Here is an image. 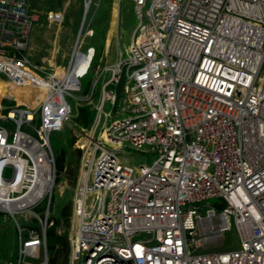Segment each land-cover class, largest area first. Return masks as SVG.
Segmentation results:
<instances>
[{"label":"built area","instance_id":"built-area-1","mask_svg":"<svg viewBox=\"0 0 264 264\" xmlns=\"http://www.w3.org/2000/svg\"><path fill=\"white\" fill-rule=\"evenodd\" d=\"M129 1L137 22L125 55L95 63L79 38L58 72L25 55L39 13L28 0H0V78L43 91L36 107L0 102V213L38 183L41 154L55 165L51 136L80 99L92 119L76 142L70 264H264V0ZM92 4L84 0L85 14ZM128 151L155 160L130 165ZM34 204L14 215H35ZM40 224L18 227L11 264H49L53 222ZM232 228L240 246L227 250Z\"/></svg>","mask_w":264,"mask_h":264},{"label":"rangeland","instance_id":"rangeland-1","mask_svg":"<svg viewBox=\"0 0 264 264\" xmlns=\"http://www.w3.org/2000/svg\"><path fill=\"white\" fill-rule=\"evenodd\" d=\"M36 8L41 10H53L56 9L62 2V0H29ZM77 0L70 5L67 11L66 21V32L70 33L77 28L80 18L82 17L81 7L77 6ZM92 15V13H90ZM80 17V18H79ZM136 17L134 16L133 9L127 0H102L100 3L99 10L94 18V24L96 29V43L100 44L102 40H106L110 36L111 40V53L116 58L117 51L119 48L124 46L125 49L129 46L131 41V33L136 25ZM109 33V34H108ZM45 34V35H44ZM49 35L40 32L36 37L37 46L44 47ZM81 40V38H80ZM71 43L65 40L61 44L55 53V61L57 69L63 67L67 57L70 54ZM94 79L93 72L82 78L83 92L77 93L76 96L83 97L84 94L89 90V87ZM73 80L76 82L75 75ZM97 90H100V84L97 86ZM34 89H18L17 99L19 96H26L25 99H36L32 96ZM2 107H6L16 102L8 100L7 102L3 99ZM24 100V99H23ZM23 100H19L22 103ZM71 103L75 107L74 117L61 133H55L51 136V148L54 156L55 165L52 167V191L46 192L42 195L41 199L38 200L32 207L34 214H25L19 212L12 216L9 212L0 213V264H11L17 258L18 248V227L22 229H29L30 227L41 226L40 220L44 222L45 217L48 216V223L51 222L50 218L57 219L60 217V213L66 207L73 210V201L75 195L76 184L80 175V162L82 153L78 152L76 142L81 138V127L77 123V111L81 107L86 106L84 101L77 99H71ZM0 102H2L0 94ZM37 104L35 105V107ZM109 109V106H106ZM3 114V111L0 112ZM94 116V115H93ZM94 118V117H93ZM24 132L35 135V133L28 127L23 126ZM74 139V143L71 144V140ZM65 151L64 156V169L59 170L57 167V158L60 156V152ZM123 162H127L130 165L140 166L144 163L151 164L155 160L152 153H140L135 151H128L121 154ZM55 172V175H54ZM13 170L7 168L5 172L6 178H11ZM51 199L52 210H48L47 207L43 210L45 204ZM62 221V226L57 227V235H61L64 232H69V227L65 228V220ZM55 222V220H54ZM53 225V224H52ZM70 226V220H69ZM51 227V226H50ZM224 248L227 250H235L240 246V240L238 233L235 228H232L226 233L224 239ZM54 258L55 262H52ZM49 264H70L69 254H66L61 247H57L49 256Z\"/></svg>","mask_w":264,"mask_h":264},{"label":"crops","instance_id":"crops-1","mask_svg":"<svg viewBox=\"0 0 264 264\" xmlns=\"http://www.w3.org/2000/svg\"><path fill=\"white\" fill-rule=\"evenodd\" d=\"M29 1V0H28ZM76 0H62L61 4L53 10H41L39 8H36L31 2L29 3L32 5V7L39 13V21L37 22L36 26L34 27L33 31L31 32L28 41H27V49L25 51V55L33 62L39 65H43L45 68H54L57 69L56 61H55V53L54 51L57 50V48L63 44L65 40L70 41L71 43V50L70 54L67 57L63 67L60 69H57L58 72H62L66 70L69 66L70 59L72 57L75 45L77 43V40L81 38V49L83 52H86L89 48L95 49V63L98 62L100 59H103V61L106 64H114L116 63L122 56L125 55V51L127 47L124 49L122 46L119 48L116 54V58L114 59V54L111 53V40L110 36L106 38V40H102L100 44L96 43V27L94 24V18L99 10L100 3L102 0H93V4L91 5L89 11L87 14H85L84 9V0H77V6L81 7L82 11V17L80 18L78 26L74 31L68 33L66 32V21H67V11L68 8L72 3H74ZM134 13L133 4L127 0ZM60 13L63 16V21L61 23L51 21L47 15L48 13ZM92 13V15H90ZM135 16V13H134ZM84 24V25H83ZM135 27V26H134ZM87 30H92L93 35L89 36L86 33ZM42 33H46V35H49V39L47 40L44 47L37 46L36 43V37ZM132 34V33H131ZM45 35V34H44ZM1 82L6 83V80L4 78H0ZM7 84V83H6ZM26 96H19L17 99L23 100ZM1 99H5L7 102L9 99L7 96L2 97ZM20 103V102H19ZM87 107L90 113V118L92 119V112L88 106Z\"/></svg>","mask_w":264,"mask_h":264},{"label":"bare ground","instance_id":"bare-ground-1","mask_svg":"<svg viewBox=\"0 0 264 264\" xmlns=\"http://www.w3.org/2000/svg\"><path fill=\"white\" fill-rule=\"evenodd\" d=\"M109 34V33H108ZM112 40V39H111ZM1 80V79H0ZM73 80V77L70 79L69 84H76ZM25 89H32V88H25ZM18 88H15L14 86L10 84H6L0 81V94L2 97H16ZM43 95L42 90L34 89L32 92V96H35L36 98H41ZM17 99V97H16ZM19 102V101H18ZM22 103L30 106L35 107L37 104L36 99H24ZM33 149L36 151L39 149V145L35 144ZM40 157V156H39ZM40 165H41V171H40V178L38 183L32 188V190L22 198H20L17 201H14L13 203L7 205L5 208L7 211L14 215L18 209L22 208L24 205H30L35 203L37 200H39L42 195L46 192L47 189L52 188V168L50 167L49 161L46 158L44 154H41L40 157Z\"/></svg>","mask_w":264,"mask_h":264},{"label":"trees","instance_id":"trees-1","mask_svg":"<svg viewBox=\"0 0 264 264\" xmlns=\"http://www.w3.org/2000/svg\"><path fill=\"white\" fill-rule=\"evenodd\" d=\"M77 123H79L81 128H88L90 126L91 123V118H90V113L87 107H81L80 109H78L77 111V118H76ZM74 139L71 140V144L74 143ZM78 152L80 153V150H78ZM65 151L60 152V156L57 158V167L59 168V170H63L64 169V156H65ZM46 207L49 210H52V201L51 199L48 201L47 204H45L43 210L46 209ZM71 208L70 207H66L65 209H63L60 213V217L57 219H51V222H53V225H51V227L48 228L47 230V247H48V252H49V256L50 254L56 250L57 247H61L62 250L66 253L69 254V232H64L61 235H57L56 233V229L59 226H62V221L61 220H65V223L67 226H65V228L69 227V220H70V216H71ZM55 220V222H54ZM50 222V223H51ZM52 262L54 263L55 260L54 258L52 259Z\"/></svg>","mask_w":264,"mask_h":264},{"label":"water","instance_id":"water-1","mask_svg":"<svg viewBox=\"0 0 264 264\" xmlns=\"http://www.w3.org/2000/svg\"><path fill=\"white\" fill-rule=\"evenodd\" d=\"M51 191H52V188L49 190V192L51 193ZM34 204V203H33ZM30 205H32V204H30ZM24 206H27V205H24Z\"/></svg>","mask_w":264,"mask_h":264}]
</instances>
